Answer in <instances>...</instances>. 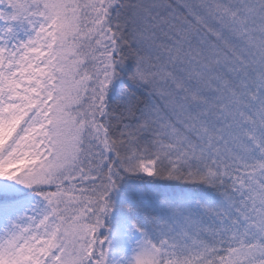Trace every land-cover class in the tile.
<instances>
[{
	"label": "snow or ice",
	"instance_id": "obj_1",
	"mask_svg": "<svg viewBox=\"0 0 264 264\" xmlns=\"http://www.w3.org/2000/svg\"><path fill=\"white\" fill-rule=\"evenodd\" d=\"M0 264H264V0H0Z\"/></svg>",
	"mask_w": 264,
	"mask_h": 264
},
{
	"label": "trees",
	"instance_id": "obj_2",
	"mask_svg": "<svg viewBox=\"0 0 264 264\" xmlns=\"http://www.w3.org/2000/svg\"><path fill=\"white\" fill-rule=\"evenodd\" d=\"M28 166H30V165H28L27 161H22L21 162V167H28ZM173 183H175V182H173ZM53 190H55V189H53Z\"/></svg>",
	"mask_w": 264,
	"mask_h": 264
}]
</instances>
